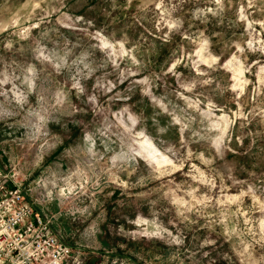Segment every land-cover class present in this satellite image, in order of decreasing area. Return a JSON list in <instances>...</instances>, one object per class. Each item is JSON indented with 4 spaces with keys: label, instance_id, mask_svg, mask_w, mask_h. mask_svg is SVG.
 Returning <instances> with one entry per match:
<instances>
[{
    "label": "rangeland",
    "instance_id": "374dc122",
    "mask_svg": "<svg viewBox=\"0 0 264 264\" xmlns=\"http://www.w3.org/2000/svg\"><path fill=\"white\" fill-rule=\"evenodd\" d=\"M0 173L67 264H264V0H0Z\"/></svg>",
    "mask_w": 264,
    "mask_h": 264
},
{
    "label": "built area",
    "instance_id": "2783aa9c",
    "mask_svg": "<svg viewBox=\"0 0 264 264\" xmlns=\"http://www.w3.org/2000/svg\"><path fill=\"white\" fill-rule=\"evenodd\" d=\"M0 173V264H67L71 246L24 198V187Z\"/></svg>",
    "mask_w": 264,
    "mask_h": 264
},
{
    "label": "crops",
    "instance_id": "0c3cea01",
    "mask_svg": "<svg viewBox=\"0 0 264 264\" xmlns=\"http://www.w3.org/2000/svg\"><path fill=\"white\" fill-rule=\"evenodd\" d=\"M24 187V186H23ZM24 194H25V189H24ZM25 198V197H24ZM27 199V198H26ZM28 200V199H27ZM29 201V200H28ZM34 211H36V212H39L43 217H45V215L41 212V211H38L37 209H34ZM50 228H51V230L54 232V233H56V235H57V233L59 234V239L64 243V244H67L66 242H65V240L61 237V235H60V233L57 231V229L56 228H54L53 227V225L52 224H50ZM61 237V238H60Z\"/></svg>",
    "mask_w": 264,
    "mask_h": 264
},
{
    "label": "bare ground",
    "instance_id": "6f19581e",
    "mask_svg": "<svg viewBox=\"0 0 264 264\" xmlns=\"http://www.w3.org/2000/svg\"><path fill=\"white\" fill-rule=\"evenodd\" d=\"M146 144H147V142H146ZM149 144H150V142H149ZM152 145V144H151ZM150 147V146H149ZM152 147V146H151ZM152 152V155H153V157L156 159V160H159V152H158V150L156 149V148H154L153 149V151H151Z\"/></svg>",
    "mask_w": 264,
    "mask_h": 264
}]
</instances>
